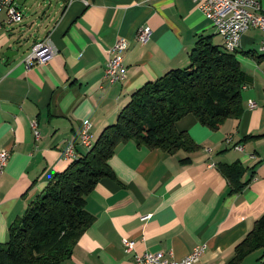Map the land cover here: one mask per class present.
Returning a JSON list of instances; mask_svg holds the SVG:
<instances>
[{
    "label": "crops",
    "instance_id": "0c3cea01",
    "mask_svg": "<svg viewBox=\"0 0 264 264\" xmlns=\"http://www.w3.org/2000/svg\"><path fill=\"white\" fill-rule=\"evenodd\" d=\"M55 1L48 27L28 37L22 34V13L18 22H4L0 13V149L8 151L0 173V243L6 239L7 225L53 173L65 167L61 152L68 143H76L82 121L90 123L94 139L115 120L133 90L185 66L187 52L199 36L221 44L193 0ZM259 2L264 13V0ZM40 14L44 16L43 10ZM142 25L149 34L139 42L135 30ZM43 37L53 54L46 63L25 69L24 53L19 54L15 45L25 41L29 47ZM117 38L126 42L125 76L109 83L102 69L106 50ZM260 39L259 30L248 28L237 50L260 52ZM235 56L247 76L241 88V115L224 119L214 130L191 114L182 116L174 125L197 144L189 153L149 149L133 141L117 144L107 159L113 178L97 180L85 197L92 222L59 264H132V253L123 252L121 238L134 242L132 252H170L173 259L203 244L193 264H226L232 257L233 245L264 211V134L246 137L264 131V56ZM248 100L254 101L252 108ZM32 120L37 139L29 125ZM234 144L241 149H234ZM84 148L76 145L75 152ZM184 155L189 161L181 163ZM232 161L246 169L242 180L253 168V176L238 192L228 191L216 169L218 162Z\"/></svg>",
    "mask_w": 264,
    "mask_h": 264
},
{
    "label": "trees",
    "instance_id": "16d2710c",
    "mask_svg": "<svg viewBox=\"0 0 264 264\" xmlns=\"http://www.w3.org/2000/svg\"><path fill=\"white\" fill-rule=\"evenodd\" d=\"M237 52L254 60L264 56L262 50L227 51L222 44L211 43L210 36H199L187 52L185 66L171 68L133 90L115 120L91 138V146L83 152L74 148L65 167L53 173L7 225L6 239L0 243V264H59L70 256L78 237L92 222L84 207L87 193L100 178H113L107 159L117 144L133 141L149 149L189 153L197 144L184 130L175 128L182 116L191 114L212 130L226 118H238L247 76ZM179 161L188 162L189 157L184 155ZM216 169L229 192H238L253 176L251 168L249 178L242 180L246 169L238 161L218 162ZM253 251L257 252L256 263L264 264V211L233 245L226 264H239Z\"/></svg>",
    "mask_w": 264,
    "mask_h": 264
},
{
    "label": "built area",
    "instance_id": "2783aa9c",
    "mask_svg": "<svg viewBox=\"0 0 264 264\" xmlns=\"http://www.w3.org/2000/svg\"><path fill=\"white\" fill-rule=\"evenodd\" d=\"M198 12L209 21L211 26H218L217 35L221 38L223 48L231 50V44H239L240 36L248 29L255 28L261 32L260 48L264 50V13L261 11L259 0H193ZM0 13L4 15V22H18L21 12L17 8L14 0H0ZM225 24H232V31H225ZM149 34L147 26H139L135 30V38L139 42H144ZM126 48V42L122 38H117L107 48V58L102 69V78L109 82H118L125 76V66L122 63V53ZM54 48L47 37L33 41L24 52L21 62L24 68H29L33 64H44L53 54ZM264 75V69L261 71ZM254 101L248 100L247 106L252 108ZM30 128L35 139L38 133L35 122H30ZM90 123L82 121L77 135L76 143H68L62 150L64 158L74 156L76 145L83 148L90 142ZM230 137L225 138L230 142ZM240 150L241 146H232ZM209 150V149H207ZM8 156V151L0 149V173ZM123 252L132 253V264H193L198 260L199 255L204 250V245L199 244L179 259H173L170 252H148L137 254L133 251L134 242L130 239L121 238Z\"/></svg>",
    "mask_w": 264,
    "mask_h": 264
},
{
    "label": "rangeland",
    "instance_id": "374dc122",
    "mask_svg": "<svg viewBox=\"0 0 264 264\" xmlns=\"http://www.w3.org/2000/svg\"><path fill=\"white\" fill-rule=\"evenodd\" d=\"M18 8L21 9L22 23H25V29H23V37L26 34L32 36L37 31L44 29V27H48L51 22L54 12L56 10V1L55 0H14ZM50 3V4H49ZM40 4V6H37ZM49 4V5H48ZM41 10L44 12V16H41ZM38 29V30H37ZM8 32H12L13 29L6 28ZM40 30V32H41ZM15 34V33H14ZM27 42L23 41L19 45H15L18 49L19 54H23L26 51ZM28 47V46H27ZM257 252L253 251L249 255H247L244 260L240 264H257L254 260Z\"/></svg>",
    "mask_w": 264,
    "mask_h": 264
},
{
    "label": "bare ground",
    "instance_id": "6f19581e",
    "mask_svg": "<svg viewBox=\"0 0 264 264\" xmlns=\"http://www.w3.org/2000/svg\"><path fill=\"white\" fill-rule=\"evenodd\" d=\"M213 28L215 29L216 33H218V26H213ZM225 31H232V24H225ZM238 46L239 44H231V50L228 48H224V49H226L227 51H232L234 49L236 50V48H239ZM90 143H91V136H90V142L85 146V148H87L90 145Z\"/></svg>",
    "mask_w": 264,
    "mask_h": 264
},
{
    "label": "water",
    "instance_id": "95a60500",
    "mask_svg": "<svg viewBox=\"0 0 264 264\" xmlns=\"http://www.w3.org/2000/svg\"><path fill=\"white\" fill-rule=\"evenodd\" d=\"M8 52H9V51H5L3 54H4V55H7Z\"/></svg>",
    "mask_w": 264,
    "mask_h": 264
}]
</instances>
